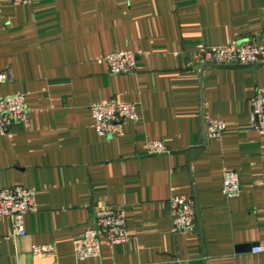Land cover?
Instances as JSON below:
<instances>
[{
  "label": "crops",
  "instance_id": "obj_1",
  "mask_svg": "<svg viewBox=\"0 0 264 264\" xmlns=\"http://www.w3.org/2000/svg\"><path fill=\"white\" fill-rule=\"evenodd\" d=\"M242 39L264 46V0L0 1V98L24 95L29 110L27 125L0 134V188L35 193L24 236L0 218V264H264V133L251 119L264 63L192 56ZM126 51L134 72L110 74L103 58ZM100 101L134 104L138 119L100 137L89 109ZM207 120L224 134L208 139ZM152 141L168 153L149 154ZM228 171L240 184L232 199ZM172 197L195 201L193 230L173 232ZM106 206L124 211L128 241L76 259L75 242ZM49 244L53 256L31 254Z\"/></svg>",
  "mask_w": 264,
  "mask_h": 264
},
{
  "label": "built area",
  "instance_id": "obj_2",
  "mask_svg": "<svg viewBox=\"0 0 264 264\" xmlns=\"http://www.w3.org/2000/svg\"><path fill=\"white\" fill-rule=\"evenodd\" d=\"M14 6L30 4L31 0H0ZM192 56L204 64L214 66H253L264 63V46H256L249 39L230 42L217 46H204ZM137 56L132 52H114L103 58L112 75H123L134 72ZM5 74L0 81H5ZM93 128L103 138L118 137L122 134L123 124L138 119L134 104L116 101H100L90 106ZM252 128L264 133V93L257 91L251 99ZM29 110L24 95H12L0 98V134L7 133L16 125H27ZM205 136L208 139L219 138L225 132L221 121L207 120L204 124ZM147 151L152 155L168 153L164 143L148 142ZM222 193L225 198H236L240 194L239 178L236 172L223 174ZM170 216L173 221V232L183 234L191 231L197 224L196 203L188 197H172L169 202ZM35 211V193L20 186L0 188V218H9L12 223V235H25L24 219ZM128 241L126 216L122 209L106 206L95 211L94 223L74 244V255L78 260L99 257L101 245L115 246ZM252 252L261 253L260 247H253ZM31 254L34 257H50L55 254V247L33 245Z\"/></svg>",
  "mask_w": 264,
  "mask_h": 264
}]
</instances>
